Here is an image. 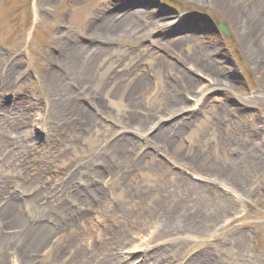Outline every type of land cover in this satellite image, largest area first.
I'll return each instance as SVG.
<instances>
[{
  "label": "rangeland",
  "instance_id": "374dc122",
  "mask_svg": "<svg viewBox=\"0 0 264 264\" xmlns=\"http://www.w3.org/2000/svg\"><path fill=\"white\" fill-rule=\"evenodd\" d=\"M226 1L0 0V196L33 226L54 220L50 205L72 212L74 243L33 264L75 251L78 264H264V0ZM100 21L107 39L93 35ZM195 53L222 87L190 67ZM163 207L198 229L159 233ZM20 225L0 219L2 264L19 256ZM62 234L36 251L52 255ZM138 238L146 250L126 257Z\"/></svg>",
  "mask_w": 264,
  "mask_h": 264
},
{
  "label": "bare ground",
  "instance_id": "6f19581e",
  "mask_svg": "<svg viewBox=\"0 0 264 264\" xmlns=\"http://www.w3.org/2000/svg\"><path fill=\"white\" fill-rule=\"evenodd\" d=\"M214 1L219 3V4H223V5L225 4V7H227L226 6L227 5L226 0H214ZM106 10H107V8H106ZM229 17L231 18V20L234 24H240V20L237 18L236 15L230 14ZM253 19L257 20L256 17H254ZM129 22L130 21L127 19L120 20L115 25H112V27H110L109 29H110V31H113L116 28H119L120 30H122V27L125 26L126 23L128 24ZM98 24H99L98 26H99L100 30H97V31H99V33L96 31L97 33H94L93 35L96 37H99L100 39L101 38L107 39V37H106L107 36V32H106L107 29L105 28L106 27L105 24L102 23V21H100ZM108 24H110V23H108ZM177 41L178 40L171 42V45L173 47L177 48L178 47ZM249 43L251 46L249 48L251 50L252 45H254L253 43H256V41L252 42L250 40ZM186 60L188 61V64L190 65V67L195 72L207 77L212 82V84H216L217 86L218 85L221 86L224 83L222 81L225 78L223 70L221 68H219L218 66L217 67L213 66L208 61H203L202 57H200V54L196 55V53H195V55H191L190 57H187ZM159 62L160 61H158V63ZM261 62H262L261 59H260V61L259 60L256 61V63H258V64H260ZM262 64H264V63H261L260 65H262ZM82 74H84V72L81 73L80 76H83ZM71 76H73V74ZM182 79H183V85H184L185 91L193 92V96H192L193 97V103H196V104L208 103V102L204 101L205 97H203V94L205 93L207 88H204L202 90H196V88L193 86L194 83L192 81H189V80L184 79V78H182ZM67 95H68V93H66V94L60 93L59 97H63L64 101H71L70 99L67 100V98H68ZM64 101H62V102H64ZM180 103L181 102L175 101L174 105L177 106ZM64 106H66V105H64ZM71 108H72V102L69 105V111L70 112H72ZM85 117H87L86 114H83V117H82L83 119L81 121H85V119H86ZM18 120H20V118H18ZM91 121L94 123V121L92 119H91ZM129 123H131V122H129ZM95 124H96V122H95ZM17 128H19V126L17 124H15L13 126L12 125L9 126V129L11 131H13ZM161 137L162 136L159 135V136H157V139L160 141ZM122 140L123 141L121 143H118L116 145V149L122 148L125 145L124 141L130 142L129 140H127L125 138H122ZM162 142H163V139H161L160 143H162ZM168 142L171 145V144H173L174 141H171V139H170V140H168ZM1 147H0V151L2 153L4 150L3 149L1 150ZM124 148H125V146H124ZM144 154L147 155L146 152H144ZM2 162H3V160H2ZM154 162L156 163L154 165H151L152 162L150 163L151 168H152V166H153V168H156V166H160V163H158L156 161H154ZM181 177H183V176H181ZM35 184L39 185L40 183L35 182ZM94 193H95V195H97V190L94 189ZM4 195H5V197H3ZM4 195H2V197L0 196V198L5 199V201L3 202V206H0V219L3 220V222H5V224L8 223L11 225L21 222L19 230H17L18 232H16V234H18L21 238L17 239V242H18L17 250H18L19 256L16 258L17 261L15 260V263L16 264H33L32 260L34 258L31 259L29 257H34V255L38 256V254L40 256H44L43 254H45L46 257L44 258V260L50 258V256L51 257L53 256L56 259H53L51 261L52 262H54V260L58 261L59 260V258H57L58 254L63 249L65 252L66 248H68L72 243H74L73 238L68 236V230L70 229L69 224L71 222L67 223L66 219L69 216V214L72 215L71 214L72 212L70 211L69 207H66V206L60 205V204H54V205H50V206L46 207L49 209L47 211L48 212L47 214L51 215L54 218V220L52 222L50 221L48 224L43 223V224L33 226L30 223L28 224V222L26 223L25 220L20 217V214L17 211V203H14V201H16V199L13 198V196L11 194L10 195L4 194ZM157 212H158L157 214L161 215L163 218V219H161V224H160L161 226L159 228H157L159 233L160 232H164L167 234L171 233L173 231H176L178 229V226H183L184 228H188V230L192 229V231L198 229L199 224H198V221H195V220H189L188 222H183L182 225H175V221L177 220V217L183 218V216H184V214H178V211L176 210V208L163 207V208H159L157 210ZM69 219H70V217H69ZM73 219H74V217H73ZM72 225L75 226V222H73ZM81 230L83 231L82 228H81ZM62 232H65L64 238H66V239L64 242H62L58 245V249L55 251V253H53L51 255L50 254L51 249L46 250L47 248L45 250L40 249L39 251H36V249L41 247L43 245V243L45 242V240H47V238L52 233H54L55 235H63ZM55 235H54V237H55ZM144 247L145 246H143V240L138 238L137 243L134 246H132V248L128 249L129 251L126 254V257L131 256L132 253L137 254V252L139 253L138 255L142 254L143 251L146 250V247L145 248ZM26 249H30V250L32 249V251H31L32 254L26 253ZM27 252H29V251H27ZM37 252H39V253H37ZM75 252L77 253V256L75 258L73 256H69L70 259H68L66 264H69V261H73L74 264H78V258L77 257L79 256L80 251H75ZM76 253H74V255ZM81 256H82V254H81ZM94 257H96V256H94ZM123 258H124V256H121L120 259L118 257L114 258V256L112 254H109V256H107L105 259L99 260V262H97L96 264H121L120 260ZM155 258H157V255L153 258V262L156 264L157 260H155ZM93 259H96V258H93ZM199 263H201V262H199ZM199 263L193 262V260H189L186 264H199ZM0 264H2L1 261H0ZM48 264H52V263H48ZM71 264H72V262H71Z\"/></svg>",
  "mask_w": 264,
  "mask_h": 264
},
{
  "label": "water",
  "instance_id": "95a60500",
  "mask_svg": "<svg viewBox=\"0 0 264 264\" xmlns=\"http://www.w3.org/2000/svg\"><path fill=\"white\" fill-rule=\"evenodd\" d=\"M218 26L224 32L225 35H228V31L226 27L224 26V24L219 23Z\"/></svg>",
  "mask_w": 264,
  "mask_h": 264
}]
</instances>
